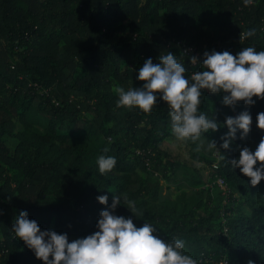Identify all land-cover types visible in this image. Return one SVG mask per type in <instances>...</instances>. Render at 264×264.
Returning <instances> with one entry per match:
<instances>
[{
	"label": "trees",
	"instance_id": "trees-1",
	"mask_svg": "<svg viewBox=\"0 0 264 264\" xmlns=\"http://www.w3.org/2000/svg\"><path fill=\"white\" fill-rule=\"evenodd\" d=\"M249 29L255 34L241 42ZM247 46L264 49V0L248 6L243 0H0V264H44L12 232L21 211L71 242L98 230L113 192L137 209L121 204L117 215L131 216L138 227L153 223L162 239H183L200 264H264V180L252 186L232 168L245 147L239 137L229 149L220 146L226 117L247 110L257 124L264 100L228 106L223 92L202 90L201 110L221 125L202 136L217 142L212 175L225 179L229 196L214 199L211 186L194 177L198 195L189 200L182 192L159 204L160 177L169 180L180 167L163 147L175 138L167 102L144 113L117 107L113 90L142 86L138 69L168 51L190 75L201 70L205 51L235 55ZM18 125L11 150L5 136ZM185 141L203 158L197 142ZM101 154L117 161L103 175L96 164ZM105 194L108 205L97 200Z\"/></svg>",
	"mask_w": 264,
	"mask_h": 264
},
{
	"label": "clouds",
	"instance_id": "clouds-1",
	"mask_svg": "<svg viewBox=\"0 0 264 264\" xmlns=\"http://www.w3.org/2000/svg\"><path fill=\"white\" fill-rule=\"evenodd\" d=\"M245 6L253 0H243ZM255 34V29L241 32V42ZM154 63L147 58L136 72L135 78L144 83L140 87L117 86V107L136 108L151 113L158 100L167 102L171 132L177 139L199 142L202 134L218 130L217 121L201 110L202 90L223 92V103L234 106L239 101L254 105L257 99L264 100V49L254 46L242 47L235 55L223 52L205 51L201 70L186 75L184 62L168 51ZM191 62L197 63L192 56ZM258 128L264 130V112L256 117ZM227 133L221 137L223 149H229L240 130V138L247 137L251 130L252 116L244 110L237 116L225 120ZM217 142L208 140L207 149H216ZM223 158V157H222ZM259 166H256L257 163ZM117 161L114 156L99 155L96 160L100 174L111 171ZM233 169L250 178V184L257 186L264 180V136L255 151L242 147L238 158L231 160ZM113 192V191H112ZM112 203L103 209L96 224V231L69 242L67 233L41 230L27 211H21L14 219L12 232L24 241L28 249L44 264H200L197 258L185 252V241L181 238L162 239L158 229L147 220L137 226L131 216L117 215L115 210L123 204L136 214L135 202L124 194L113 192ZM97 200L108 205V195H99ZM51 257V258H50ZM248 264H254L248 261Z\"/></svg>",
	"mask_w": 264,
	"mask_h": 264
},
{
	"label": "rangeland",
	"instance_id": "rangeland-1",
	"mask_svg": "<svg viewBox=\"0 0 264 264\" xmlns=\"http://www.w3.org/2000/svg\"><path fill=\"white\" fill-rule=\"evenodd\" d=\"M113 90L115 91V88ZM20 129L18 125L13 134L5 136L6 144L14 150L19 142V135L17 134ZM264 136V130L258 128L255 121L252 119L251 130L247 137L244 139L240 138V130L237 131V137H239L246 147L254 150L260 142L261 137ZM203 144L200 150L196 153L200 154L203 158H196L192 153L189 144L185 140L174 138H168L163 147L169 154L180 161V167L175 173L171 174L169 180L160 177V198L158 200L159 204L169 199H176L182 192H186L189 196V200L198 195L199 187L192 186L191 180L194 177H198L203 181V186H211V196L215 199L219 198L221 195L220 187L215 183L212 175V165L215 164L213 161L210 163L209 159L216 157L218 154V149H207L208 139L201 137ZM199 142H197L198 144ZM213 179V180H212ZM238 207L244 212H249L248 207L244 204L242 198H238Z\"/></svg>",
	"mask_w": 264,
	"mask_h": 264
},
{
	"label": "built area",
	"instance_id": "built-area-1",
	"mask_svg": "<svg viewBox=\"0 0 264 264\" xmlns=\"http://www.w3.org/2000/svg\"><path fill=\"white\" fill-rule=\"evenodd\" d=\"M187 49H188V48H186V50H187ZM215 183L220 187V189H221L223 195H224L225 197H228V196H229L230 189H229L228 184H227V182L225 181V179H224L223 177H217V178L215 179ZM226 201H227V199H224V202H226ZM225 230H227V227H225ZM219 264H228V261H227V260H224V259H221V260L219 261Z\"/></svg>",
	"mask_w": 264,
	"mask_h": 264
}]
</instances>
